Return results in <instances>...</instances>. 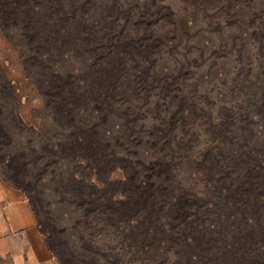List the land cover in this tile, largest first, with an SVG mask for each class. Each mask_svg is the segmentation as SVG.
Returning <instances> with one entry per match:
<instances>
[{"label":"rangeland","instance_id":"obj_1","mask_svg":"<svg viewBox=\"0 0 264 264\" xmlns=\"http://www.w3.org/2000/svg\"><path fill=\"white\" fill-rule=\"evenodd\" d=\"M19 1L0 0V121L10 134L0 150L16 156L56 251L68 264H183L191 253L203 254L196 264L223 263L168 218L145 237L98 200L85 203L98 164L74 138L106 145L97 156L113 181L165 159L199 196L238 183L230 165L210 174L246 129L264 126V0H31L49 23L64 5L59 36L45 43L30 39ZM57 83L73 87L67 102ZM64 103L75 119L60 117Z\"/></svg>","mask_w":264,"mask_h":264},{"label":"trees","instance_id":"obj_2","mask_svg":"<svg viewBox=\"0 0 264 264\" xmlns=\"http://www.w3.org/2000/svg\"><path fill=\"white\" fill-rule=\"evenodd\" d=\"M16 5L22 7L23 22L28 32L30 30L34 32L31 40L41 38L43 43L57 40L61 31L60 22L66 21L63 16V4L56 5L57 9L49 15L50 23L45 20L46 16L40 7L31 5V0H20ZM19 6L16 8L19 9ZM56 86L63 102H67L71 95L75 94L73 87L68 88L61 83H57ZM65 104L58 105L60 117L75 119L74 109L70 107L67 109ZM262 106L264 116V99ZM260 115L255 114V117ZM261 128L259 131L254 127L246 129L244 131L246 139L241 144L242 148L236 149L231 146L227 164H216L212 167V173L210 172L212 177L216 176L217 172L222 173L223 166L234 167L238 171V183L233 186L219 183L215 191L217 194L212 191L213 194L210 193L208 196H199L189 188H182L181 183L176 182V175H172L173 163L165 159L152 161L150 165L143 167L145 170L140 167L139 171L135 170V173L125 179L113 181L110 178L111 162L97 156L106 153V145L90 147L89 142L88 145L84 144L83 135H76L74 146L85 152L88 150L87 160L90 158L98 164L94 167L98 172L97 181L84 179V202L93 205L98 200L99 204L101 202L102 205L114 210L113 216L118 220L126 222L132 228L143 226L144 230L139 234L145 237L155 233L153 228L155 223H159L163 217L168 218L170 230L178 228L182 232H193L189 239L196 241L199 246L205 245L206 247L202 248L207 251L208 258L223 257V263L220 264H246V261L249 262L247 264H264V126L261 125ZM9 137V132L0 121V143ZM15 157L14 154L0 150V176L25 194L36 214L39 228L50 251L61 264H68L45 235L36 201L29 193L30 183L19 169ZM229 173L230 170L227 169L225 175L220 176L218 181L227 179ZM217 212L225 216L226 221L219 224L218 217L221 219L222 216ZM231 217L233 218L230 219ZM214 246H220L218 247L220 249ZM202 256L201 253H198V256L191 253L187 255L183 264H196L201 261Z\"/></svg>","mask_w":264,"mask_h":264},{"label":"crops","instance_id":"obj_3","mask_svg":"<svg viewBox=\"0 0 264 264\" xmlns=\"http://www.w3.org/2000/svg\"><path fill=\"white\" fill-rule=\"evenodd\" d=\"M0 257L10 264H61L50 251L25 194L0 176Z\"/></svg>","mask_w":264,"mask_h":264}]
</instances>
